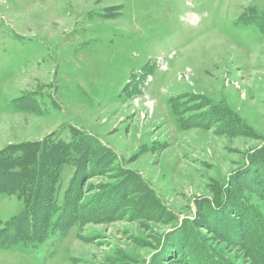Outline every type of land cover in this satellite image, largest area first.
Returning a JSON list of instances; mask_svg holds the SVG:
<instances>
[{
  "label": "rangeland",
  "instance_id": "obj_1",
  "mask_svg": "<svg viewBox=\"0 0 264 264\" xmlns=\"http://www.w3.org/2000/svg\"><path fill=\"white\" fill-rule=\"evenodd\" d=\"M258 12L264 0H0V149L75 127L98 140L76 180L83 198L140 177L111 219L0 248V264H190L212 260L204 244L213 264H253L240 230L206 223L223 191L264 218L248 184L264 151V34L237 21ZM74 170L61 171L60 200ZM23 200L0 194V229ZM188 230L204 244L181 240Z\"/></svg>",
  "mask_w": 264,
  "mask_h": 264
},
{
  "label": "trees",
  "instance_id": "obj_2",
  "mask_svg": "<svg viewBox=\"0 0 264 264\" xmlns=\"http://www.w3.org/2000/svg\"><path fill=\"white\" fill-rule=\"evenodd\" d=\"M237 21L245 26L253 25L264 34V13L262 12L256 13L255 17L254 15L249 17L241 15ZM25 109L28 107H24ZM175 110L180 127L192 125L191 116L184 115L183 108ZM207 117L215 119L213 113ZM232 117L227 122L235 123L236 119ZM70 133L69 140L53 133L37 141L8 145L0 149V194L10 195L13 192H19L24 197L25 205L21 214L13 217L0 229V248H8L19 241L29 244L41 243L50 234L65 232L75 224L109 220L113 217V211L123 205L127 197L135 192L128 180L130 175H134L130 171H124L114 184L107 185L99 193L83 198L78 188L74 189L76 180L83 171L85 161L92 154L90 147L92 141L94 142L93 139L98 140L75 127L70 128ZM256 155L255 175L258 176L254 178L249 176L248 184L264 194V151ZM70 163L74 165L75 170L60 200L58 193L61 171L65 165ZM134 177L138 182L140 177ZM127 185L130 187L127 188ZM147 192L156 204L164 206L153 192H149V189ZM223 192L218 196L219 198L210 201L212 209L209 211L206 227L219 235L231 237L237 236V233L231 230L232 228L240 230L243 238L248 240L247 249L253 264H264L263 216L244 197L239 198L240 202L236 200L237 203H227L229 198ZM194 221V218L190 219V225L194 226ZM181 228L182 226H179L175 230H181ZM188 231L189 237L182 234L183 239L181 240L189 246L193 243L195 246L204 244L197 232ZM192 236L198 238L199 241L192 240ZM204 246L212 260H207V262L200 256V253L196 255L192 253L188 255L190 264H213V260H219L208 245L204 244Z\"/></svg>",
  "mask_w": 264,
  "mask_h": 264
}]
</instances>
